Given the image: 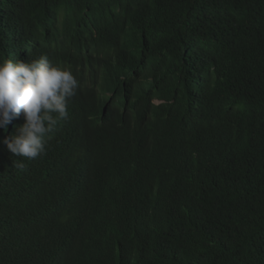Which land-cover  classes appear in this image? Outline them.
Segmentation results:
<instances>
[{"label":"trees","instance_id":"16d2710c","mask_svg":"<svg viewBox=\"0 0 264 264\" xmlns=\"http://www.w3.org/2000/svg\"><path fill=\"white\" fill-rule=\"evenodd\" d=\"M40 55L79 87L36 159L0 130V264H264V0H0Z\"/></svg>","mask_w":264,"mask_h":264},{"label":"clouds","instance_id":"9594fccd","mask_svg":"<svg viewBox=\"0 0 264 264\" xmlns=\"http://www.w3.org/2000/svg\"><path fill=\"white\" fill-rule=\"evenodd\" d=\"M78 87L72 72L53 64L46 55L31 60L0 59V130L6 132L13 117L23 118L15 133L3 140L7 150L29 160L44 154L47 134L68 117V101ZM107 94L108 102L115 104L113 91ZM15 166L25 168L23 163Z\"/></svg>","mask_w":264,"mask_h":264},{"label":"rangeland","instance_id":"374dc122","mask_svg":"<svg viewBox=\"0 0 264 264\" xmlns=\"http://www.w3.org/2000/svg\"><path fill=\"white\" fill-rule=\"evenodd\" d=\"M100 91H101L102 93H106V92H107L104 88H101ZM110 96H111V95H110ZM116 99H117V98H115V101H116ZM117 109H118L120 112H122L119 108H117Z\"/></svg>","mask_w":264,"mask_h":264}]
</instances>
